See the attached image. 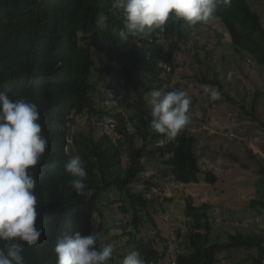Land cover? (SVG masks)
I'll use <instances>...</instances> for the list:
<instances>
[{
	"label": "trees",
	"instance_id": "1",
	"mask_svg": "<svg viewBox=\"0 0 264 264\" xmlns=\"http://www.w3.org/2000/svg\"><path fill=\"white\" fill-rule=\"evenodd\" d=\"M113 4L114 0H0V91H6L13 100L26 98L38 105L42 132L49 141L33 170L38 196L36 226L43 231L37 246L25 245L26 264H56L54 249L70 230L81 235L95 231L101 237L98 246H103L106 231L95 221L97 216L104 219L101 198L110 190L121 193L122 199L111 204H119L117 211L123 215L126 246L134 245L146 264L164 260L167 248L161 254L131 232L132 228L139 232L144 227L143 215H151L154 202L148 197L152 182L145 181L148 190L135 191L146 172L143 160L159 153L176 183L201 181L197 139L186 130L170 140L154 132L144 95L153 88L187 91L181 84L168 87L167 77L178 69L176 56L185 47L187 52L192 49L194 29L206 24L169 22L164 31L157 30L149 38L121 43L116 32L123 26V15ZM213 20L220 21L234 47L243 51L242 63L249 59L254 66L264 68V22L249 0H230L218 8ZM194 47V56L203 64L198 53L201 48ZM203 51L205 61H210L216 50ZM96 55H102L108 65L100 67ZM102 77L110 79L105 90L100 85ZM207 77L200 75L198 83L217 86L224 97L236 102L223 92L218 79ZM103 90L112 91L122 108L143 111L140 120L131 118L134 133L128 130L129 121L123 112L113 114L97 107L96 97L101 94L103 100ZM129 92L137 96L136 100L129 102ZM255 107L249 114L256 121ZM107 116L117 123V141L106 133L100 139L94 136L93 121H103ZM79 119L87 120L90 132L78 128ZM139 138L141 146L136 143ZM161 141L168 142L161 146ZM152 144L155 148L149 151ZM73 155L86 162L88 179L83 195L70 188L71 176L64 170ZM215 179L212 172L207 173V181ZM250 208L261 213L264 201H252ZM193 218L187 224L191 232L188 252H179L172 264H219L221 254L240 250L255 252V264H264V235L235 233L228 234L227 241H216L210 223L196 215ZM116 254L114 249L109 264Z\"/></svg>",
	"mask_w": 264,
	"mask_h": 264
},
{
	"label": "rangeland",
	"instance_id": "2",
	"mask_svg": "<svg viewBox=\"0 0 264 264\" xmlns=\"http://www.w3.org/2000/svg\"><path fill=\"white\" fill-rule=\"evenodd\" d=\"M249 1L264 22V0ZM191 37L194 45L201 48L198 53L204 63H198L194 56L196 48L191 43L189 52L185 47L184 52L176 56L178 69L171 78L167 77V86L181 84L192 97V118L185 130L197 139L195 153L203 174L200 183L182 185L173 180L159 153L143 160L146 172L135 191L148 190L144 183L152 182L154 186L148 190V197L154 202L151 215H143L144 227L139 232L132 228L131 232L137 240L151 243L161 254L168 249L166 258L154 264H172L179 252H188L191 232L187 224L193 222L194 215L210 223L212 239L216 241H227L228 234L235 233L264 235V209L258 213L250 208L252 201H264V68L254 66L249 59L241 62L243 51L234 47L230 35L218 20L194 29ZM203 49L216 50L210 61H205ZM95 58L100 67L108 65L102 55ZM228 72L234 74L232 80L227 79ZM200 75L218 79L223 92L236 102L222 94L220 100L212 101L204 89L219 91V87L198 83ZM109 80L100 78L102 89H106ZM104 90L103 100L101 94L96 97L97 107L113 114L123 112L129 121L128 130L134 133L131 118L140 120L143 111L122 108L114 93ZM126 98L132 102L137 96L129 92ZM253 105H256V121L249 114L254 111ZM77 122L81 131L90 132L87 120ZM116 126V121L108 116L103 121L95 119L94 136L100 139L106 133L117 141ZM167 142L161 141L159 145ZM136 143L138 146L143 144L140 138ZM154 148L150 145L149 151ZM126 164L125 157L124 166ZM209 172L216 177L212 183L207 181ZM120 196L121 193L114 190L104 194L101 198L104 219L97 216L95 221L96 226L102 225L106 231L102 245L111 244L117 251L110 264H121L129 252L136 251L134 245L126 246L127 239L122 237L123 215L117 211L119 204L112 205L122 199ZM254 255L255 252L244 250L223 253L219 256V264H255Z\"/></svg>",
	"mask_w": 264,
	"mask_h": 264
},
{
	"label": "clouds",
	"instance_id": "3",
	"mask_svg": "<svg viewBox=\"0 0 264 264\" xmlns=\"http://www.w3.org/2000/svg\"><path fill=\"white\" fill-rule=\"evenodd\" d=\"M230 0H114L113 7L123 15V26L116 32L121 43L132 38L145 39L169 22L189 26L215 19L221 5ZM233 73H227L232 80ZM212 101L221 99L215 88H205ZM151 115L150 128L169 139L177 138L190 124L192 97L186 90L165 91L153 88L144 95ZM41 112L35 102L10 98L0 91V264H26L25 245H38L43 229H38L34 168L41 162L49 141L42 132ZM86 162L71 156L64 170L71 176L70 188L83 195L87 189ZM100 234L73 233L60 239L54 249L56 264H109L111 244L98 246ZM121 264H146L137 251L129 252Z\"/></svg>",
	"mask_w": 264,
	"mask_h": 264
}]
</instances>
